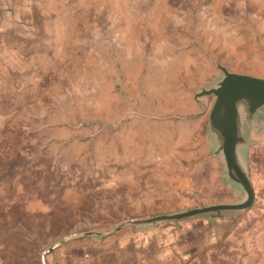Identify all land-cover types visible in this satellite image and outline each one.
<instances>
[{
    "label": "rangeland",
    "instance_id": "rangeland-1",
    "mask_svg": "<svg viewBox=\"0 0 264 264\" xmlns=\"http://www.w3.org/2000/svg\"><path fill=\"white\" fill-rule=\"evenodd\" d=\"M28 1L0 31V264H57L94 239L95 264H264L262 120L251 208L95 237L243 199L213 154L215 97L196 94L220 66L264 78V0Z\"/></svg>",
    "mask_w": 264,
    "mask_h": 264
},
{
    "label": "water",
    "instance_id": "water-1",
    "mask_svg": "<svg viewBox=\"0 0 264 264\" xmlns=\"http://www.w3.org/2000/svg\"><path fill=\"white\" fill-rule=\"evenodd\" d=\"M220 69L222 78L214 86L201 89L196 99L215 97L209 114V132L215 144L213 154L222 157L227 169V182L241 189L243 199L237 203L211 204L177 213L128 220L108 233L96 236L88 233V236L111 237L127 227H145L195 217H234L254 205L256 195L247 169V152L255 121H264V78L234 73L224 66H220Z\"/></svg>",
    "mask_w": 264,
    "mask_h": 264
},
{
    "label": "crops",
    "instance_id": "crops-1",
    "mask_svg": "<svg viewBox=\"0 0 264 264\" xmlns=\"http://www.w3.org/2000/svg\"><path fill=\"white\" fill-rule=\"evenodd\" d=\"M28 0H0V31L4 28L3 26L13 19H18L20 14H26V11L28 10ZM16 16V17H15ZM149 232V231H148ZM144 233V232H142ZM93 239V238H89ZM111 239V242L118 243L120 242V239L118 240V237L115 236ZM92 243V246L81 252H71L67 248H59L54 254H56V257L60 258V261L57 262V264H77V260H79V257L82 258L83 261H85V264H95L94 261H96V252L94 250V247H98V245H104V242L101 240H90V244ZM108 244V242H105ZM70 252V253H69ZM68 254L67 258L65 255ZM62 255V256H61ZM84 264V263H82Z\"/></svg>",
    "mask_w": 264,
    "mask_h": 264
}]
</instances>
